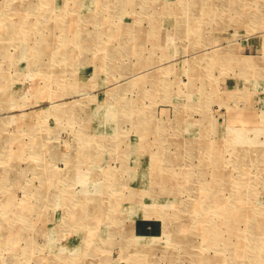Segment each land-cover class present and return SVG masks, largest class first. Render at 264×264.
I'll return each instance as SVG.
<instances>
[{
	"label": "rangeland",
	"instance_id": "1",
	"mask_svg": "<svg viewBox=\"0 0 264 264\" xmlns=\"http://www.w3.org/2000/svg\"><path fill=\"white\" fill-rule=\"evenodd\" d=\"M0 264H264V0H0Z\"/></svg>",
	"mask_w": 264,
	"mask_h": 264
},
{
	"label": "crops",
	"instance_id": "2",
	"mask_svg": "<svg viewBox=\"0 0 264 264\" xmlns=\"http://www.w3.org/2000/svg\"><path fill=\"white\" fill-rule=\"evenodd\" d=\"M157 217L147 218L142 213L136 214L134 219V229L139 234H148L153 231L156 226Z\"/></svg>",
	"mask_w": 264,
	"mask_h": 264
},
{
	"label": "bare ground",
	"instance_id": "3",
	"mask_svg": "<svg viewBox=\"0 0 264 264\" xmlns=\"http://www.w3.org/2000/svg\"><path fill=\"white\" fill-rule=\"evenodd\" d=\"M166 92V91H165ZM237 134V133H236ZM237 136V135H236ZM248 138V137H247ZM157 145H158V143H157ZM248 148V147H247ZM248 149H245V151H247ZM156 152H158V156L157 157H155L154 156V158H152V161H160V162H162L163 164H164V160H167L168 161V163H170V162H176L177 160H176V158L177 157H173V156H175V154H173L172 156H163L162 155V153L164 152L163 150H158V151H156ZM156 152H152L153 153V155L156 153ZM165 153H167V152H164V154ZM169 153H167V155H168ZM245 154V153H244ZM166 155V154H165ZM167 157V158H166ZM158 164V163H157ZM159 168V167H158ZM157 171V170H156ZM159 173H161V172H159ZM158 172H155V173H153V175H155V176H159V178L161 179V175H157V174H159ZM155 176H153V177H155ZM165 176V175H164ZM156 179V178H155ZM167 180V179H166ZM160 182V181H159ZM151 184V183H150ZM153 186V185H152ZM154 187V186H153ZM154 190V189H153ZM166 190V189H165ZM174 190V189H173ZM164 191V190H163ZM167 191V190H166ZM171 191V190H170ZM171 193V192H170ZM155 195V194H154ZM156 195H158L157 193H156ZM166 198V197H165ZM157 203V202H156ZM154 203L153 202H149L146 206L148 207V210L146 211V212H150V210L152 209L151 207L152 206H154L153 205ZM167 207V206H166ZM156 211V210H155ZM155 213V212H154ZM160 213V212H159ZM138 236V235H137ZM138 238V237H137ZM145 238V237H144ZM147 244V243H146ZM130 247V246H129ZM143 257V256H142ZM144 261V260H143Z\"/></svg>",
	"mask_w": 264,
	"mask_h": 264
}]
</instances>
